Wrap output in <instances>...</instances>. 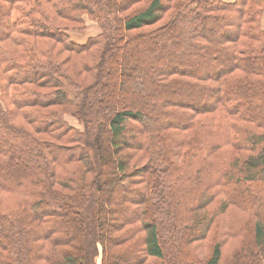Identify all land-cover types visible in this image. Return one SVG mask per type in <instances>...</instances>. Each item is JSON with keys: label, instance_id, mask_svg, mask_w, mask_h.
I'll list each match as a JSON object with an SVG mask.
<instances>
[{"label": "trees", "instance_id": "trees-1", "mask_svg": "<svg viewBox=\"0 0 264 264\" xmlns=\"http://www.w3.org/2000/svg\"><path fill=\"white\" fill-rule=\"evenodd\" d=\"M263 13L0 0V264H263Z\"/></svg>", "mask_w": 264, "mask_h": 264}, {"label": "rangeland", "instance_id": "rangeland-1", "mask_svg": "<svg viewBox=\"0 0 264 264\" xmlns=\"http://www.w3.org/2000/svg\"><path fill=\"white\" fill-rule=\"evenodd\" d=\"M225 1H233V0H225ZM85 21H86V29L83 32H79L76 30H72L68 32L71 39L80 44L86 43L90 37H94L100 33V28L95 21H92L87 17L85 18ZM261 26L264 28V13L261 21ZM67 91L70 97L73 98L74 97L73 91L70 88H67ZM66 120L71 126L82 129V124L73 116L67 115Z\"/></svg>", "mask_w": 264, "mask_h": 264}, {"label": "crops", "instance_id": "crops-1", "mask_svg": "<svg viewBox=\"0 0 264 264\" xmlns=\"http://www.w3.org/2000/svg\"><path fill=\"white\" fill-rule=\"evenodd\" d=\"M235 0H233V1H227V2H234Z\"/></svg>", "mask_w": 264, "mask_h": 264}]
</instances>
